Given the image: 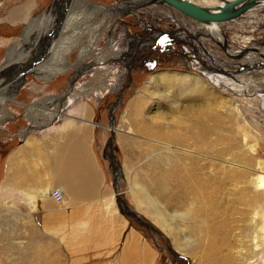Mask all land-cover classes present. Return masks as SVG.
<instances>
[{
    "label": "rangeland",
    "instance_id": "374dc122",
    "mask_svg": "<svg viewBox=\"0 0 264 264\" xmlns=\"http://www.w3.org/2000/svg\"><path fill=\"white\" fill-rule=\"evenodd\" d=\"M133 1L142 3L133 5L130 0H0V67L5 63L10 46L17 40L22 41L24 39L23 33L32 20H37L46 14L47 16L49 14L53 20L64 16L66 18L73 16L74 20L81 17L83 19L81 21L85 25L82 30V32H85L81 35L78 36L79 32L76 30L77 28H74L77 32L72 29L75 33L70 29V37H66V49L69 48L70 50L72 45L75 46L67 55L66 51H63L65 54L63 58H67V61L74 63L70 67L68 66V70L60 71L53 79L45 81L34 72L24 71L21 68L19 70L22 72V77L19 74L13 75L19 84L18 100L16 101H23L24 103H13L12 106H4L14 114L11 119L6 120L1 125L0 129V183L5 181V157L18 144V133L24 127L37 130L46 128L47 130L55 128L56 125H62L60 122L62 119L60 120V118L53 120L50 124L34 123L27 116V104L37 103L43 108L46 105L44 103L48 95H64L73 83L78 88L81 87L80 89L89 86H93L94 89L97 77L100 76L98 79L101 82L108 83L109 88L104 89L101 87L99 90L95 88L89 95H83L81 100L83 103L82 108L88 107L90 109L91 120L95 123L92 128L99 127L96 131L95 149L100 153V161L107 173V185L110 188L109 193L105 195L107 202L119 204L117 197L114 196L113 198L110 194V192L116 194L114 189L115 176L110 156V153L113 152L120 165L118 190L121 196L138 213L166 235L149 230L118 210L119 215L125 216L123 218V228L127 227L129 223V231L125 241L119 242L118 248L113 250L120 253L109 264H131L132 256L136 254L134 263L141 264L142 257L138 253H142V256H144L143 251L147 253V256L144 257L147 262H150L149 264H195L192 256L185 253L183 255L176 249L173 238L154 222L152 214L146 212L145 204H142L140 209L138 208L139 203L135 189L131 187V179L134 174H137L140 184L144 185L151 196L157 198L159 205L170 213L175 211L180 213L193 212L195 219H187L188 222H191V228L188 231L191 238L196 239L197 236H200L202 229L206 235L207 233L210 234L208 226H213L215 223L212 220H215L217 224L227 222L226 226L232 234L240 231V227L245 224V216L247 218L251 209L245 208L242 201L239 206L236 201L238 196H236L234 202L229 197L227 198L222 191L213 192L210 187L212 183L204 185L201 191H195V188L193 189L190 186L178 185V174L186 172L185 170L193 174L196 171L198 172V166L201 169V164H199L201 162L194 160L192 157L187 158L181 155L176 157L179 152L173 151L170 153L172 154L171 158H167L166 156L169 154L167 145L171 144L174 147L177 144L176 140L169 139L167 134L175 131L181 132L180 124L191 126L188 136L192 137L186 139L184 136V142L199 153H205L207 149L217 150L219 148H227V153L229 147H236L240 140L245 137L249 139L251 144H255L260 149V152H256L258 157L264 158V91H260V87L258 88L253 82L264 78V74L259 73V71L264 72V55H257L261 63H252L251 67L255 70H250L247 64H242L244 57L251 51L258 52L263 49L264 52V7L258 8L257 6L256 10L249 11L236 20L219 23L218 29L227 38L225 43L221 45L208 36L198 35V39L194 37L195 33L191 28H193V23H196V20L175 8L155 0L148 2H145V0ZM218 1L220 0L215 2ZM199 3L207 4L203 0H200ZM16 9H23V17L19 19L11 17L12 12ZM88 27L94 29L92 35ZM180 27L186 31L180 32ZM150 31L153 33L152 37L163 34L166 42L174 39L171 32L177 34L179 38L184 40L180 44L185 48L183 49L184 52H181L182 49L179 44L176 46L171 44L170 49L163 50L160 43L158 49H153L156 42L149 39ZM245 36L252 37L251 41L255 43V47L239 54L237 57L227 54L226 50L229 51L236 48V46L238 47V44H242ZM202 37H205V39ZM94 39L96 46L95 44L92 45L95 46L96 52L88 57L89 65L79 71L80 66L76 65L79 52ZM142 39L143 42H141ZM115 42L117 44H114ZM187 51H190V53H187ZM60 54H62V51ZM50 55H42V61L47 63L52 61ZM37 59L32 60L27 57L23 65H26L28 61L34 62ZM99 59L103 60H101L103 62L102 69L97 65ZM206 72L213 76L215 74L226 76L230 78L231 84L240 83L239 79H250L252 85L248 86L241 83L242 87L245 88V91L242 92L238 90L241 89L240 87L235 88L236 85L233 87L231 84L217 83L215 79L213 81L207 76ZM163 73H168L167 75L170 76L193 74L194 76L203 77L202 79L210 83L207 90L215 110L206 111L205 108L183 110L186 105L198 107L204 102L195 93L181 94V92H178V85L166 89L158 83L156 78L150 80L151 75ZM229 87L233 91L228 90ZM119 94L120 101L118 107L113 111L114 124L112 125L110 124V107L112 103L118 100ZM64 98L66 100L68 97L64 96ZM138 101L142 116L145 118L153 117L154 120L143 128V132L138 131L139 126L135 127V130L160 142L142 138L135 131L133 133L122 132V137L128 138L121 142L119 139L120 134L114 131L116 139L111 149L108 143L111 128L118 130L122 126L126 131H133V124L138 119L137 112L134 111V104ZM223 101H227L231 106L227 109L222 108ZM176 107L182 110L177 112L174 110L177 109ZM66 109L63 110L64 113L68 112L67 114L81 117L78 119L84 117L81 116L82 113L80 114L81 107L79 106L77 109L75 108L76 111ZM34 113L37 114L38 111L35 110ZM64 116L63 120L65 121L70 118ZM254 119L259 123L256 124ZM49 120V116H44L41 122H48ZM207 123L214 127L215 131L210 134L208 140L202 142L199 133L204 134L206 132L207 127L205 125ZM153 125H155L158 132L151 134L148 127ZM212 138L217 139L214 144L209 142ZM220 138H224L226 142L218 145ZM50 161L51 159L45 161L44 164ZM113 161L116 162V159ZM125 165L131 169L129 175L124 172ZM172 174V178L168 179V182H170L168 193L169 196L171 194L174 198L181 200L180 206L177 208L169 205L166 198L162 194L160 195L159 191H156V188L162 191L165 180ZM203 176L205 177H199L198 179L204 180L208 174ZM19 197L16 201L11 192L0 191V206H2L0 208V223L3 224L4 242L16 243L20 239L16 234L12 236L9 224L5 223V219L14 224L16 231L24 232L26 228H30L29 224L24 221L17 222L4 209V207L18 208L24 213V216H28L32 210L29 207V202L26 199H21V195ZM212 198L218 200L213 206L209 203ZM263 206L264 196L262 195L256 206V212L259 215L255 217L254 227L251 226L250 228L249 243L254 240L257 242L260 239L256 237L259 236L258 229L262 220V217L259 216H261V212L263 213ZM74 211L76 212L74 213ZM74 211L66 209L46 215L43 218L42 227L40 225L44 212L40 217L33 215L40 228L39 231L34 232L36 241L34 259L30 262L25 253L15 251L18 261L21 258V264H94L92 259L89 260L88 257L85 259L84 255L91 252L90 249L85 248V243L80 248L72 249L74 242L78 240L77 233L79 229L67 225L73 224L72 217L79 212ZM110 212L111 216L117 220L118 212L114 213L112 209ZM176 219L180 220V218ZM24 235L28 236V234ZM220 237L221 235L217 236V238ZM219 241H222L221 238ZM236 244H240V242ZM262 248L264 249L263 245L260 244L259 250ZM173 250L178 252V255ZM0 252L2 251L0 250ZM9 255L10 253H0V262L2 264H12L7 259ZM255 259L251 261V264H261L259 259Z\"/></svg>",
    "mask_w": 264,
    "mask_h": 264
},
{
    "label": "bare ground",
    "instance_id": "6f19581e",
    "mask_svg": "<svg viewBox=\"0 0 264 264\" xmlns=\"http://www.w3.org/2000/svg\"><path fill=\"white\" fill-rule=\"evenodd\" d=\"M148 1H153V0H145V2ZM155 1H160L165 3L163 0H155ZM190 1L199 5H203V3L202 4L199 3L200 0H190ZM203 1L207 2V4H205L204 6L214 7L217 5H222L227 0H220L218 2H215L216 0H203ZM130 2L133 5L142 3V2H134L133 0H130ZM260 7L263 8L264 3L258 6V8ZM23 15H24L23 9H16L12 12L11 17H14L15 19H19L23 17ZM46 16L47 14L37 20H32L29 23L27 29L23 33L24 39L22 41L17 40L12 44V46H10L6 56L5 63L3 64V66L0 67V129H1V125L6 120L11 119L12 115L14 114L9 108L7 109L4 106L5 105L12 106L13 103H19V104L24 103L23 101L20 102L16 101L18 100L17 92H18L19 84H18V80H15L13 75L19 74L21 76L22 72L19 70V68L23 69L24 71L34 72L39 78L45 81V80L53 79L60 71H66L69 69L70 65L74 64L70 61H67V58L66 59L63 58L65 55L63 53L64 50L66 51V55H67V53L71 52L73 50V47H75L74 45H72L70 50L69 48L66 49L65 40L67 36L68 38L70 37L69 34L70 29L72 30L74 28L75 29L77 28L76 30L79 32L78 36L81 35V33L85 32V31L82 32L85 26L83 25V21H81L83 19L79 17L74 20L73 16L70 18H66V16H64V17H60L59 19L57 18L53 20V18L50 17L49 14L47 17ZM219 23H226V22H202L196 20V23H193V28H191V30H193V33H195L194 37H196L197 39H198V35H204L212 38L213 40H215L216 42L222 45L223 43H225V40L227 38L225 37L224 33H222L218 29ZM88 29L91 31V35H92L94 29L89 27ZM179 31L183 33L186 30L184 31V29L180 27ZM202 38L205 39V37ZM251 40L252 37L245 36V38L242 40L244 43L242 42V44L241 43L240 45L238 44V47L236 46V48L230 49L229 51L226 50L227 54H229L232 57H237L239 56V54L249 51V49L255 47L254 46L255 43L252 42ZM92 44H95V39L91 41L87 46H84L79 52V59L78 62L76 63V65L80 66L79 71H81V69L86 68V66L89 65L88 57L96 52L95 50L96 44L95 46H93ZM246 48H248V50H246ZM61 51L62 54H60ZM46 54H51L50 56H52V61H49L48 63L42 61L43 56ZM259 54L264 55L263 49L261 51L259 50L258 52L251 51L244 57L243 59L244 62H242V64H247L250 70L251 69L255 70V68H252L251 65L252 63H261L259 57L257 56ZM27 57H30L32 60L33 59L35 60L37 58L38 59L34 62L28 61L26 62V65H23V63H25L24 60H26ZM101 60L102 59H99L97 65L99 68L102 69L101 66L103 60L102 61ZM76 68L78 67L76 66ZM206 73L209 78L213 79V81L215 79L217 83L220 82L221 84L224 85L231 84L230 78H227L226 76H222L220 74H215L213 76L209 72ZM259 73L264 74V72H260V71ZM167 74L168 73L151 75L150 80L152 81L153 79L156 78L158 83H160V85L166 89L178 85V89H179L178 92H181V94L195 93L196 96L201 98L200 100L204 102L202 103V105L198 107H196L195 105H190V106L186 105L183 108V110H188V109L198 110L202 108H205L206 111L215 110L214 106H212L213 103L210 100L209 91L207 90L208 89L207 86H209L210 83L202 79L203 77L194 76L193 74L192 75L177 74L175 76H170ZM99 77L100 76L97 77L95 88L98 90L101 87L104 89L109 88L108 83L101 82V80L98 79ZM239 81L240 83L236 82L235 84H231V85L233 87L236 85L235 88L240 87L241 89L238 90L242 92L245 91V88L242 87L241 83H244L245 85L248 86L252 85L250 83L251 82L250 79H242V80L239 79ZM253 82L257 85L258 88L260 87V91H264V78H260L259 80H254ZM80 88L81 87L78 88L77 85L73 83L71 87H69V89L67 90L66 92L67 95L66 94L61 96L48 95L46 98L47 100L45 99L46 102L44 103L46 105H44L43 108L40 106V104L37 103L27 104L28 106L27 116L30 120H33L34 123L40 122V124H50L53 120L60 118V120L62 119L60 121L62 125H56L55 129L59 126H63V127L66 126V144L63 146H56V151L53 153V156H51V154L47 151L46 144L44 145L43 143H40L39 139L33 138V140L35 141L29 142L31 147V149L29 150V154L34 159V162L33 161L32 162L35 168L39 166L38 165L39 163L44 164V162L48 161L49 159H51L54 168L56 170H59L62 167V165L66 166V169H70L76 167V163L79 160H82V162L84 160L85 161L89 160L88 149L84 144L85 142H82L80 140L79 142L76 141L77 143L72 142L73 141L72 137L74 135V133H72V126L77 120V116L75 117L74 115L67 114L68 112L67 113L63 112V110L66 108L72 111L75 110V108L77 109V107L79 106L81 107L80 114L82 113L81 116H84L82 117V121L87 123L85 125H90L91 127L95 125V123L91 120L90 109L88 107L82 108L83 103L81 100L83 95H89L92 91L95 90V88L93 89V86L92 87L89 86L88 88H83V89ZM230 89L231 91H233V89L229 87L228 90ZM65 95L66 97H68L66 98V100L64 98ZM181 103L183 104V101ZM230 106L231 104L230 103L228 104L227 101L222 102V108L227 109ZM176 108L177 109L174 110L177 112L182 110L178 107ZM35 110L38 111L37 114L34 113ZM134 111L137 112L138 119H136V121L133 124L132 132L126 131L125 128H123L122 126L118 130L113 128L114 131L120 134L119 139L121 142L124 139L128 138V137H122V132L125 133H133L134 131L137 132L135 130V127L137 128V126H139L138 131L143 132L142 131L143 128L147 127L154 120L153 117L145 118L142 116L139 101L134 104ZM64 115H66V117H70L72 120L70 118L67 121L63 120ZM44 116H49L50 120L48 122H43V121L41 122V119H44ZM254 121L256 122V124L259 123L256 119H254ZM84 122L82 123L83 126H84ZM205 126L207 127L206 132L204 134L199 133V137L202 142L208 140L210 134L215 131V128L212 127L209 123H207V125ZM85 127L86 126H84V128ZM88 127L85 128V131L87 130ZM179 127L181 132L175 131L173 133L167 134L169 136V139L176 140L177 144H175L174 147L171 144L167 145L168 147L167 150L169 151V154L166 157L171 158L172 155L170 154L171 151L179 152L180 154L178 153L176 157H180V155L187 158L192 157L194 158V160L196 161L198 160L199 162H201L199 163L201 164V169L198 166L199 170L198 172L196 171V173L194 174L188 173V170H185L186 172L184 173L180 172L177 178L178 185L183 187L184 185L190 186L191 188L193 187V189L195 188V191H201L204 185L212 183V186L210 187L212 188L213 192L222 191V193H224V195H226L227 198L229 197V199L232 201H234L236 199V196H238L237 198L238 200H236L238 205L240 206L242 201V203L245 205V208L251 209L247 218L245 216V220H244L245 224L242 227H240V231L232 234L230 233V230L226 226L227 222L217 224L215 220H212L215 223L213 224V226L212 225L208 226L209 229L208 231H210V234L207 233L206 235V233H203V229H202L200 236H197L196 239L191 238L188 235V231L191 228L190 226L191 222H188L187 219H195V214L193 212L180 213L178 211L170 213L165 208L159 205V201L157 200V198L151 196L148 189L144 185L140 184V182L138 181L137 179L138 175L134 174V177H132L131 179V187L135 189V194L137 196L139 203L138 208L140 209L141 205L145 204V209L147 210L146 212L152 214L154 222L173 238L174 246L176 247V249L181 254L185 253L192 256V258L195 260V264H251V261L254 258H256L257 260L259 259V262H261V264H264V249L262 248L261 250H259L260 244H262L264 247V209H263V213L261 212V216H259L262 217L261 218L262 220L260 223V227L258 229L259 236L257 235L256 237L257 239L258 238L260 239L257 242H255V240L250 243L248 242L250 240L249 239L250 228L251 226L254 227L255 217L259 215L256 212V206L258 205L260 196L262 195L264 196V158L258 157L256 153V152H260V149L256 147L255 144H251L249 139L244 137L242 140H240V142L236 147H229L227 153H226L227 148H219L217 150L207 149L205 153H199L191 146L187 145L186 142H184L185 137L186 139H190L192 137V136H188V133L190 132V129L192 127L188 125L184 126L181 124ZM148 129L151 134L158 132L155 129V125H153L152 127H148ZM74 132L76 133L77 131ZM140 132L137 133L142 138H145L153 142H160L150 136L147 137L146 135H142L140 134ZM75 135L77 136V133ZM84 137H87V135L85 134ZM129 138L134 139L133 137H129ZM216 141L217 139H213V138L209 140L211 144H214ZM224 142H226V140L224 138H220L218 140V145ZM62 149H66V157L61 155ZM75 149H77L79 152L77 159L74 156ZM173 149L176 150L174 151ZM21 165H22L21 162L17 164L18 168L16 169L15 163L12 162L8 172L10 175L8 176L7 180L3 182L4 187L13 186L15 184L19 185L21 188L19 187L17 189L19 191L18 193L22 195L23 199H26V201L29 202V207L32 209L28 216H24V213L18 208L4 207L7 214L11 215L13 219L15 218L17 222L24 221L30 226V228H26L24 232H19L16 231L17 229L14 227V224L10 220L5 219V223L9 224V229L11 230L12 236L16 234L20 238L16 243H13L9 241L4 242L5 241L3 238L4 233L2 229L3 224L0 223V250L2 252H5L6 254L10 253L7 259L12 264H21L22 262L21 258L18 261V257L15 255V251H20L22 253H25L26 256L29 258L30 262L32 261V259H34V255L36 252V241H35L34 232L39 231L40 228L37 225L36 221L34 220L33 215L35 217H40L44 212V216L42 217V222L40 225V227H42L43 218L46 215L57 213V211L60 210H66V209H70V211L75 210L72 209V207H74L73 206L74 200L72 198V195H68L69 194L68 189H70L73 186L69 178L67 180L66 178H62L61 180L63 182L57 185V188H59L63 192V195L65 197L64 202L58 203L50 196L51 190L55 189L53 187L52 181L49 180L45 184H42V182L41 184L38 183L40 179L34 177L33 175L30 176L27 173H24L21 170ZM27 165H28L27 166L28 169L31 171V167L29 163H27ZM124 172L126 173V175H129L131 173V169L125 165ZM204 174L206 175L208 174L206 179L199 180L198 179L199 177H205L203 176ZM172 176L173 174L167 177V179L165 180L166 182L163 185L162 191L159 188H156V191H159V194L160 195L162 194L163 197L166 198V201L168 202L169 205H171L174 208L175 207L177 208L180 206L181 200L178 198L177 199L174 198L173 196H171V194L169 196L168 193L169 183H170L168 182V179H171ZM82 180L83 177L81 175H78L77 181H82ZM32 182L34 184H40V185L37 188L34 187L35 189H32L33 188V187L31 188ZM22 186H26V187H22ZM10 192L11 195H14L15 189L13 188ZM110 194L111 197L113 198L116 195L114 192H110ZM217 201L218 200L212 198V200H210L209 203L211 204V206H213L215 202L217 203ZM1 207L2 206H0V208ZM118 210H119L118 207L115 205V203H113L112 211L114 213H117ZM75 212L76 211H74V213ZM176 218H180V220H177ZM24 234H28V236H25ZM220 235H221L220 238L222 240L221 242L219 241L220 238H217V236ZM24 239H26V241H24ZM238 242H240V244H236ZM146 254H147L146 251L145 252L143 251V255L147 256ZM0 264L2 263L0 262Z\"/></svg>",
    "mask_w": 264,
    "mask_h": 264
},
{
    "label": "crops",
    "instance_id": "0c3cea01",
    "mask_svg": "<svg viewBox=\"0 0 264 264\" xmlns=\"http://www.w3.org/2000/svg\"><path fill=\"white\" fill-rule=\"evenodd\" d=\"M78 118L81 117L77 116L78 122L76 120L72 126V133H74L72 142L77 143L79 140L85 142L84 144L88 149L89 160H84L83 162L82 160H79L80 162L76 161V167L70 169H66V166L62 165L59 170H56L51 161L46 164L39 163V166L35 168L33 164L34 159L29 154V150L31 149L29 142L35 141L33 138L39 139L40 143H43L44 145L46 144L47 151L51 154V156H53V153L56 151V146H63L66 144V126H59L57 127L58 129L50 128L47 130L46 128L37 130L24 127L22 131L18 133V144L5 157V181L10 175L8 172L12 162L15 163L16 169L18 168L17 164L21 162V170L30 176L33 175L34 177L40 179L38 182L40 184L41 182L42 184H45L51 180L54 188H57V185L63 182L61 180L62 178H66V180L69 178L72 182L71 184L73 185L70 189H68V195H72L74 200V207H72V209L79 211L78 214L76 213V215L72 217L73 224L71 223L67 225L79 229L77 233L78 240L74 242L72 249L77 247L80 248L81 245L85 243V248L90 249L91 251L90 254L87 253L84 255L85 259L86 257H88L89 260L92 259L94 264H109V262H113L115 257L120 253L117 250H113L118 248L119 242L125 241V237L129 231V223L127 224V227L123 228V218L125 216L119 215V212L117 220L111 216L110 211L113 204L107 202L105 197V195L110 191V188L107 185V173L100 161V153H98L95 149L96 131L99 127L92 128L90 125H85L87 123ZM83 122L84 126H90L86 131V127L84 128L82 125ZM74 131H77V136ZM85 134L87 137H84ZM78 153V150L75 149L74 156L76 159L78 158ZM61 155L66 157V149L61 150ZM27 163H29L31 171L28 169ZM78 175L83 177L82 181H77ZM3 182L4 181H1L0 183V191L10 192L14 188V196L17 201L20 198V193H18L19 191L17 190L20 186L15 184L13 186L4 187ZM40 184H34L32 182L31 188L33 187L32 189H35L34 187L37 188ZM22 198L23 197L21 195V199ZM115 205L118 207L120 212L124 214L119 204L115 203ZM138 254H141L142 257L141 264L150 263L145 260L142 253ZM136 255L132 256L133 258L131 264H135L134 257H136Z\"/></svg>",
    "mask_w": 264,
    "mask_h": 264
},
{
    "label": "water",
    "instance_id": "95a60500",
    "mask_svg": "<svg viewBox=\"0 0 264 264\" xmlns=\"http://www.w3.org/2000/svg\"><path fill=\"white\" fill-rule=\"evenodd\" d=\"M168 5L180 10L184 14L202 21V22H229L238 19L239 17L245 15L249 11H252L260 4L264 3V0H227L222 5H217L214 7L204 6L196 4L190 0H163ZM73 81V80H72ZM71 81V83H73ZM67 95V94H66ZM65 95V96H66ZM120 101V94L118 95V100L112 103L110 107L111 119L110 124H114V115L113 111L118 107ZM111 131V136L108 138V143L112 149L115 141V132L113 129ZM112 159V168L115 176L114 180V189L116 192V197L119 202L121 210L131 219L136 220L139 224L145 226L153 232H158L163 234L154 224L150 223L144 216L138 213L125 198L121 196L120 191L118 190V184L120 183V165L115 157L114 153H110ZM116 159V162L113 160ZM164 235V234H163ZM166 236V235H164ZM175 254L178 255V252L173 250ZM180 254V253H179Z\"/></svg>",
    "mask_w": 264,
    "mask_h": 264
},
{
    "label": "flooded vegetation",
    "instance_id": "af4514ba",
    "mask_svg": "<svg viewBox=\"0 0 264 264\" xmlns=\"http://www.w3.org/2000/svg\"><path fill=\"white\" fill-rule=\"evenodd\" d=\"M176 28V27H175ZM174 28V29H175ZM151 32V31H150ZM171 32V31H170ZM171 34H173V36H174V39H172V40H170V41H168V42H166L165 40H164V35L163 34H160V36H153L152 37V35H153V33L151 32L150 33V40L151 39H153V40H155L154 42H156L154 45H153V49H158V47H159V45H160V43L162 44V49L163 50H166V49H168L169 48V46L171 45V44H173V45H178L179 44V46L181 47V52H184L183 51V49H184V47H182L180 44H182V40L179 38V36H177V34H174V33H172L171 32ZM166 36V35H165ZM162 40H164V41H162ZM144 40L142 39V41L141 42H143ZM114 44H117L116 42L114 43ZM145 44H147V43H145ZM170 49V48H169ZM175 49V48H174ZM187 53H190V51H187Z\"/></svg>",
    "mask_w": 264,
    "mask_h": 264
},
{
    "label": "built area",
    "instance_id": "2783aa9c",
    "mask_svg": "<svg viewBox=\"0 0 264 264\" xmlns=\"http://www.w3.org/2000/svg\"><path fill=\"white\" fill-rule=\"evenodd\" d=\"M180 39L182 40V42L184 41L182 38H180ZM188 43H189V41H188ZM50 196H51V198H53L58 203H62L65 201V197L63 195V192L59 188H55V189L51 190Z\"/></svg>",
    "mask_w": 264,
    "mask_h": 264
}]
</instances>
